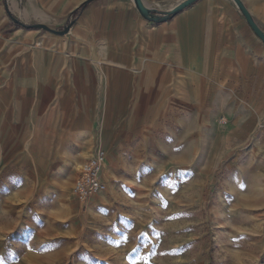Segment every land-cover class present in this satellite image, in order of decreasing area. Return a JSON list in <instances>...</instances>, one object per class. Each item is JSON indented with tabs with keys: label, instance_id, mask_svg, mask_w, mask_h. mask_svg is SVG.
I'll list each match as a JSON object with an SVG mask.
<instances>
[{
	"label": "rangeland",
	"instance_id": "1",
	"mask_svg": "<svg viewBox=\"0 0 264 264\" xmlns=\"http://www.w3.org/2000/svg\"><path fill=\"white\" fill-rule=\"evenodd\" d=\"M241 2L264 33V0ZM42 91L0 105V264H264V94L211 121L169 96L104 144L93 96ZM99 150L108 188L81 208L72 188Z\"/></svg>",
	"mask_w": 264,
	"mask_h": 264
},
{
	"label": "crops",
	"instance_id": "2",
	"mask_svg": "<svg viewBox=\"0 0 264 264\" xmlns=\"http://www.w3.org/2000/svg\"><path fill=\"white\" fill-rule=\"evenodd\" d=\"M143 1L161 16L185 0ZM263 56L230 0H199L161 23L143 18L133 0H0V105L44 89L79 102L93 96L104 144L107 127L126 126L133 111L165 109L169 96L211 121L251 90L264 94ZM195 93L198 107L187 99ZM258 183L264 191V180Z\"/></svg>",
	"mask_w": 264,
	"mask_h": 264
},
{
	"label": "built area",
	"instance_id": "3",
	"mask_svg": "<svg viewBox=\"0 0 264 264\" xmlns=\"http://www.w3.org/2000/svg\"><path fill=\"white\" fill-rule=\"evenodd\" d=\"M220 123H226L220 120ZM107 163V154L103 150L96 152L94 156L86 160L78 178L72 188V198L82 206L86 205L89 200L99 194L107 191V183L103 179V170Z\"/></svg>",
	"mask_w": 264,
	"mask_h": 264
},
{
	"label": "water",
	"instance_id": "4",
	"mask_svg": "<svg viewBox=\"0 0 264 264\" xmlns=\"http://www.w3.org/2000/svg\"><path fill=\"white\" fill-rule=\"evenodd\" d=\"M199 0H185L183 2H181L179 5H177L175 8H173L172 10L163 13L161 16H155L154 14V10L150 9L149 7H146L141 0H133L134 2V6L137 9V11L139 12V14L145 18L146 20H149L151 22H155V23H161V22H166L169 19V16H176L179 13L183 12L185 9L189 8L191 5H193L194 3H196ZM234 2L236 3V5L239 7V9L241 10L242 14L244 15L247 23L249 24V26L252 28V30L255 32V34L263 41L264 43V33L260 30V28L255 24V22L253 21V19L251 18L249 12L246 10L245 6L243 5V3L241 2V0H234ZM37 28H42L48 32H52L54 34H58V35H63L66 33L65 31H54L51 30L50 28H48L47 26L44 25H37L35 26Z\"/></svg>",
	"mask_w": 264,
	"mask_h": 264
},
{
	"label": "trees",
	"instance_id": "5",
	"mask_svg": "<svg viewBox=\"0 0 264 264\" xmlns=\"http://www.w3.org/2000/svg\"><path fill=\"white\" fill-rule=\"evenodd\" d=\"M86 5H87V4H83L82 7H84V6H86ZM173 17H175V16H169L168 19L171 20Z\"/></svg>",
	"mask_w": 264,
	"mask_h": 264
},
{
	"label": "bare ground",
	"instance_id": "6",
	"mask_svg": "<svg viewBox=\"0 0 264 264\" xmlns=\"http://www.w3.org/2000/svg\"><path fill=\"white\" fill-rule=\"evenodd\" d=\"M142 1V3L146 6V7H149V6H147L146 4H145V2L143 1V0H141Z\"/></svg>",
	"mask_w": 264,
	"mask_h": 264
},
{
	"label": "snow or ice",
	"instance_id": "7",
	"mask_svg": "<svg viewBox=\"0 0 264 264\" xmlns=\"http://www.w3.org/2000/svg\"><path fill=\"white\" fill-rule=\"evenodd\" d=\"M241 187H244V185H241Z\"/></svg>",
	"mask_w": 264,
	"mask_h": 264
}]
</instances>
